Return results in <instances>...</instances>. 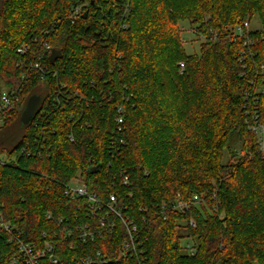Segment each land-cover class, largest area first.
I'll return each instance as SVG.
<instances>
[{
	"label": "trees",
	"instance_id": "16d2710c",
	"mask_svg": "<svg viewBox=\"0 0 264 264\" xmlns=\"http://www.w3.org/2000/svg\"><path fill=\"white\" fill-rule=\"evenodd\" d=\"M254 16L264 26V0H0V85L17 87V49L34 38L47 42L44 63L56 72L44 82L31 78L0 126V153L15 156L11 165H0L4 220L30 241L72 227L61 183L80 174L91 190L125 199L126 214L145 238L146 264H264V153L246 128L243 108L252 68L264 63V38L251 31L246 48L242 38L227 36L229 26ZM181 21L202 32L213 28L221 37L187 55ZM53 48L61 51L54 64ZM179 62L185 65L181 73ZM55 80L96 100L54 109ZM256 81L263 90L256 111L264 122V82ZM109 92L110 101L104 98ZM32 94L50 110L37 129L19 120ZM118 104L125 112L121 131L114 121ZM36 132L45 140L42 156L20 154L22 146L36 147ZM233 135L246 154L230 150L223 163ZM120 169L130 177L128 186L117 181ZM194 194L200 199L190 211L161 217V202ZM123 237L118 223L105 239L63 243L59 264L97 250L116 257ZM188 237L193 253L182 244ZM8 239L0 231L2 262L15 250Z\"/></svg>",
	"mask_w": 264,
	"mask_h": 264
},
{
	"label": "built area",
	"instance_id": "2783aa9c",
	"mask_svg": "<svg viewBox=\"0 0 264 264\" xmlns=\"http://www.w3.org/2000/svg\"><path fill=\"white\" fill-rule=\"evenodd\" d=\"M75 11H78V7L75 8ZM125 27L126 26H124V28ZM188 28V32L193 34L195 40L200 41V44L214 43L221 37L220 33L213 28H208L206 32H202L189 23ZM185 31H187V29L182 27L181 39L183 42H185ZM250 35L251 29L249 19L232 25L227 31V36L232 39L236 37L242 38L243 46L246 48L251 44ZM261 36L264 38V30L261 32ZM36 44H38L37 48L33 47V49L32 45L35 46ZM47 48L48 44L46 41L39 42L36 38L32 39L31 42H24L18 47L17 53L20 55V60L16 63V67L21 70L19 74V84L16 88L12 89L0 85V126L4 124L5 120L17 108L21 100V92L31 78L37 77L39 81L44 82L50 74L53 77L56 76V72L54 70L52 71L44 63ZM240 55V61L243 62L246 56L245 51H242ZM248 55L252 57L253 53L249 51ZM178 66V71L181 73L185 67L184 62H179ZM245 68L246 66L243 65V69ZM244 73L245 72H243V74ZM251 73H253L254 79L250 80V85L248 89L244 91L243 98V108L246 115L245 124L248 131L255 135L258 150L264 153V122L258 120L256 111L259 94L263 92L256 78L264 82V63H261L257 67L254 65ZM54 84L51 101V105L54 109H62L65 105L69 104L74 106L76 101L78 104H85V106H88L96 100L94 96L88 97L79 90L70 92L66 84L60 83L57 80H55ZM89 87L95 88L93 81L89 83ZM112 94L113 93L109 92L108 97L106 98L104 96V98L110 101L112 99L111 97H113ZM122 98L125 100L128 99L124 93L122 94ZM40 105L32 120L33 128L36 129L40 128V125L50 116V110L47 105L44 107ZM124 114L123 104H118L114 116L118 131L122 129ZM87 126L90 127V124H87ZM34 137V146L36 147L31 148L29 147L30 144L22 146L20 154H25L29 157L42 156L40 146L45 144V140L39 138L37 132ZM69 138L72 140L73 136L70 135ZM119 142L124 144L123 139H120ZM110 146L112 148L115 147L114 141H112ZM245 154V151L239 152L241 156ZM13 158H15V156H9L7 153L0 154V165H11ZM117 181L124 186H128L131 183L129 175L122 169L118 172ZM61 186L63 187V195L67 200V206L71 205L73 214L72 220L74 222L72 223V227H62L59 231H55L49 235L46 232H42L40 241L25 240L21 238L22 232L19 229L13 228L4 220L0 209V231L7 234L9 238L8 243H13L15 247L13 253H11L5 261L2 262L0 260V264H59V245L69 243L71 247L75 240L86 243L87 241H94L97 238L105 239L114 234L118 223L123 226L124 237L116 257L110 258L108 255H102L101 251L97 250L92 255L79 257L66 264H88L90 262H105L106 264L112 262L110 264H120V260L124 261V264H146L145 238L139 232L134 219L126 214L127 206L124 203V198H120L114 192L101 195L91 190L87 184L86 178L80 174L72 178L69 182L61 183ZM131 195L132 194L129 193L130 197ZM199 199V196L194 194L188 200H182L177 197L168 202L163 201L159 205L160 215L163 219H166L167 215L171 212L190 211L192 204L197 203ZM3 206L4 203H0V208H3ZM139 210L145 211L143 208ZM46 218L52 219L53 216L50 212H47ZM59 223H64L63 217L59 218ZM189 223L192 227L195 226L193 219H190ZM186 240V247L189 253H193L194 248L192 247L191 238L188 237Z\"/></svg>",
	"mask_w": 264,
	"mask_h": 264
},
{
	"label": "rangeland",
	"instance_id": "374dc122",
	"mask_svg": "<svg viewBox=\"0 0 264 264\" xmlns=\"http://www.w3.org/2000/svg\"><path fill=\"white\" fill-rule=\"evenodd\" d=\"M209 15L206 14L204 16V19L205 21L209 20ZM237 24V23H236ZM232 26V25H231ZM229 26V27H231ZM182 27L186 28L187 31H185L184 33V36H185V42H184V45H183V49L185 51V53L187 55L189 54H193V53H199V50H200V41L198 40H195V37L193 34L189 33L188 32V22L186 21H181L179 23V29L181 30V37H182ZM250 29L251 31H254V30H258V31H263L264 30V26L263 24L260 22L259 18L257 16H254L251 21H250ZM42 95V98L44 97L45 98V93H41ZM247 128V127H246ZM248 130V129H247ZM4 133H5V129H2L0 127V139H3L4 137ZM240 141L238 140V138L233 135V136H230L229 138V141H228V147L224 148L223 152H222V162H226L228 160V156H229V151L230 150H236V151H240ZM0 154H3V153H0ZM222 218V217H221ZM186 243H187V240L186 239H183L182 240V244L186 247Z\"/></svg>",
	"mask_w": 264,
	"mask_h": 264
},
{
	"label": "water",
	"instance_id": "95a60500",
	"mask_svg": "<svg viewBox=\"0 0 264 264\" xmlns=\"http://www.w3.org/2000/svg\"><path fill=\"white\" fill-rule=\"evenodd\" d=\"M61 55L59 49L53 48L49 55V60L52 64L55 63L57 58ZM41 96L38 94H32L29 96L25 102L23 109L21 110L19 120L22 125H27L32 122L36 112L38 111L39 105L41 103ZM99 165L92 167L91 171H96ZM88 264H106L105 262H90Z\"/></svg>",
	"mask_w": 264,
	"mask_h": 264
}]
</instances>
